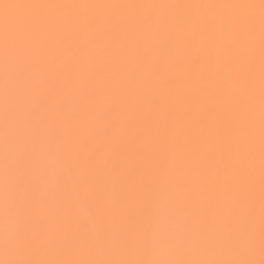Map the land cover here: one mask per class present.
<instances>
[{
    "label": "snow or ice",
    "instance_id": "obj_1",
    "mask_svg": "<svg viewBox=\"0 0 264 264\" xmlns=\"http://www.w3.org/2000/svg\"><path fill=\"white\" fill-rule=\"evenodd\" d=\"M0 264H264V0H0Z\"/></svg>",
    "mask_w": 264,
    "mask_h": 264
}]
</instances>
